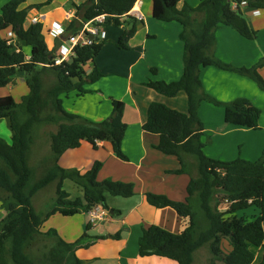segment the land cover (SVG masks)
Here are the masks:
<instances>
[{
  "label": "trees",
  "instance_id": "obj_1",
  "mask_svg": "<svg viewBox=\"0 0 264 264\" xmlns=\"http://www.w3.org/2000/svg\"><path fill=\"white\" fill-rule=\"evenodd\" d=\"M81 1L76 6V18L69 32L75 33L77 19L86 24L100 16H107L104 27L127 25L124 19L138 0H71ZM182 0H154L153 15L158 21L178 22L183 26L180 39L184 42V73L178 81H148L144 86L166 97H175L181 91L188 95V113H182L161 103H152L143 130L160 136L156 147L160 152L176 156L181 169L171 174H188L191 180L185 201H174L164 195L146 194L151 206L171 208L180 218L189 219L181 233L170 232L158 225L144 228L139 238V257L156 256L177 264H194L195 254L205 248L209 258L205 264H264V254L256 262L252 248L264 247V151L257 161L238 158L225 162L210 158L205 153V126L199 110L203 101L224 107L226 124L259 130L262 110L246 98L220 103L203 90V67L250 78L264 91V77L260 70L264 58L252 67H234L217 58L216 31L220 26L235 29L248 40H256L257 32L250 26L244 8L264 12V0H200L197 7ZM27 0H9L0 13V88L16 84L19 72H24L30 93L16 103L11 95L0 98V120L10 118L14 132L11 143L0 137V201L6 216L0 221V264H82L77 252L89 249L96 240L86 232L76 241L64 238L46 223L55 215L65 218L88 213L96 207L111 210L108 196L124 199L135 195L133 183L113 180L98 181L103 163L96 162L87 172L67 169L60 165L61 157L69 150L80 148L84 142L96 147V142L111 144L115 155L128 160L122 150L127 124L124 121L125 103L112 100V113L102 122L95 123L67 112L62 96L75 91L90 92L85 85L94 84L104 75L97 67L90 74L85 65L95 62L101 54L105 40L91 46L75 48V56L61 65H55V50H50L44 34V24L26 26L32 6L22 8ZM246 2V5H242ZM201 18L198 19L197 16ZM133 21V20H131ZM83 24V25H84ZM132 24V23H131ZM132 24L120 37L116 46L128 50V43L136 34ZM78 32V31H77ZM16 35V44L9 45ZM62 41L58 40L61 45ZM30 47V58L24 48ZM155 71V70H154ZM42 125L57 127L49 134L50 156L43 167L31 165L35 132ZM197 160L198 175L193 176L183 156ZM41 170V174L38 173ZM39 174V176H38ZM71 182L83 196L73 197ZM55 186V198L46 210L38 212L34 197L43 189ZM225 203L227 210L220 206ZM256 207L260 213L254 219L239 216L240 211ZM115 214L121 213L112 210ZM121 238L118 233L113 236ZM226 238L233 250L225 254L221 242ZM38 240L52 243L45 260L36 261L29 253Z\"/></svg>",
  "mask_w": 264,
  "mask_h": 264
},
{
  "label": "crops",
  "instance_id": "obj_2",
  "mask_svg": "<svg viewBox=\"0 0 264 264\" xmlns=\"http://www.w3.org/2000/svg\"><path fill=\"white\" fill-rule=\"evenodd\" d=\"M192 1H194L193 4L187 0H182L180 7L184 3L197 7L201 2L200 0ZM0 2L1 9L9 0H0ZM139 2V9L143 13L144 19L139 21L126 16L124 20L128 23L122 27L124 31L130 28L132 24L137 27L136 34L128 43V50H121L116 46V42L124 33L122 30L120 32L105 28V41H109L110 46L105 45L95 62H89L84 67L87 74H90L97 67L104 75L96 83L86 86L90 92L76 93L77 100H84V106L87 108L74 107L68 109L64 102L66 110L71 111L69 113L79 115L95 123L102 122L111 115L112 98L122 101L126 105L124 121L128 127L122 143V150L128 160L118 158L111 144L102 142L101 147H94L90 143L84 142L80 148L67 151L59 162L63 168L78 169L85 173L96 162L100 161L103 163V167L98 174V181L113 180L133 183L135 186V195L132 198L127 199V201H111L110 205L108 204L111 210H104L109 214V217L96 226H91L89 231H87L89 219L86 213L70 218L55 215L50 219L54 220L52 225L49 222L46 223L47 228L56 229L70 241L79 239L84 231L93 237H103V239L96 240L89 249H80L77 252L82 264H100V261H107L108 264H177L167 258L139 257V238L143 229L152 225H158L173 233H181L189 224V219L180 218L173 209H158L148 204L146 200V194L152 193L167 196L174 201H185L188 196L187 187L191 176L169 173L181 169V162L176 156L166 155L156 149L160 143L159 135L143 130V126L148 120L149 107L154 102L164 104L182 113H188V95L184 91L170 98L143 85L148 81L170 83L178 81L182 77L184 73V42L180 39V35L183 26L178 22L165 23L156 20L153 15L154 0H139ZM74 3L80 5L83 2L48 0L46 4L49 9L46 11L41 8H34L30 11L26 26L32 24L33 18H40L45 27V37L48 35L46 37L47 44L50 50L56 51L60 46L58 40L64 43L69 36L78 34L85 25L80 19H77L74 27L75 33L69 32L70 24L76 18L77 9ZM243 10L250 26L257 32L256 40L244 38L231 27L220 26L216 31L214 54L223 62L234 67L249 68L264 58V12L259 11V14L255 15L254 11L256 10L248 8ZM70 12L75 14L71 20L67 17ZM197 18L200 19L201 16L198 15ZM53 23L61 24L65 29V34L57 36L50 28ZM115 28L121 29L120 27ZM12 39L16 44V35ZM109 47L112 51L105 59L103 56ZM24 51L29 59L32 49L26 47ZM108 61L111 62L108 63ZM260 73L264 77V67ZM201 80L204 92L220 103H229L239 98H246L256 106L258 100L264 102V96L257 89L254 81L239 74L215 67H203ZM29 93L30 89L26 83L25 75L17 76L15 85L0 88V98L11 95L16 103H21L23 97ZM69 94L64 96H69ZM211 112L218 115L219 118L225 115L224 107H216L210 102L203 101L199 115L205 126V134L214 131L208 124V119L211 120ZM228 126L224 120L221 127L226 128L215 131V138H219V142L222 144H228V142L232 144L228 145L226 150L212 153L209 149H212V142L215 139L212 138L207 143L203 137L206 155L215 160L229 162L238 157H244L243 148L246 146V158H244L248 160V157L254 153V161H257L264 151V133H258L264 132L262 131L264 123L261 121L259 130ZM50 128V125H42L35 132V144L30 162L37 168L43 167L50 156L49 134L53 132ZM5 130L7 137L2 136L3 139L12 141L14 132L10 118L0 120V132ZM240 142L243 143L240 144ZM183 159L189 165L191 175L197 176L198 169L194 158L190 155H184ZM70 189L73 191L71 192L73 197L83 196L81 190L73 184ZM112 210L119 211L121 214L118 215L115 212L112 214ZM259 213L258 210V214L248 219L256 218ZM6 214L7 212L0 201V221ZM118 233L121 234V238H113ZM220 247L225 254H229L233 250L231 243L226 238L222 240ZM252 250L256 255V262H258L264 247L252 248ZM197 254H200V257H197L196 263ZM208 258V251L203 248L195 254V263L200 264L201 261V264H205ZM217 264L223 263L218 262Z\"/></svg>",
  "mask_w": 264,
  "mask_h": 264
},
{
  "label": "rangeland",
  "instance_id": "obj_3",
  "mask_svg": "<svg viewBox=\"0 0 264 264\" xmlns=\"http://www.w3.org/2000/svg\"><path fill=\"white\" fill-rule=\"evenodd\" d=\"M48 0H27V2L22 6V8H29V6H31L32 7V5L33 6H39L43 11H46L47 9H49V7H48V5L46 4V2H47ZM189 3H191V4H193V2L194 1H192V0H187ZM0 4H1V2H0ZM2 9V8H1ZM0 9V12L2 11ZM113 27V28H112ZM123 26H121L120 28L121 29H116L114 26H107V27H105L107 30L108 29H115V30H119L120 32H121V30L124 32V29L122 28ZM46 37H48V35H46ZM118 42V41H117ZM107 44H106V46L108 47V46H110L109 44H111V43H109V41L108 42H106ZM111 48L109 47V48H107V50H106V53H105V56H103L105 59L106 58H108V56H109V54L111 53V51L112 50H110ZM111 61H108V63H110ZM253 82V81H252ZM254 84H255V86L257 87V89L258 90H260L261 92V94L264 96V92L258 87V85L255 83V82H253ZM86 86H88V84L87 85H85V89H86ZM76 93L77 92H75V91H73V92H71L70 94H69V96H64V97H62V99H63V107H64V109L66 110V108H74V107H76V108H78V107H81V108H84L85 106H84V100H81V101H79V100H77V98H76ZM66 103V108H65V106H64V104ZM258 103H256L257 104V107H259L261 110H262V113H263V116L261 115V119H260V125H261V121H262V123H264V102L263 101H260V100H258L257 101ZM71 105V106H67V105ZM212 104V103H211ZM214 105V104H213ZM217 107V106H216ZM85 108H87V107H85ZM66 110V111H68V112H71V111H69V110ZM207 111V110H206ZM210 118H211V120H209L208 119V124H209V126L214 130V131H210L209 133H206L205 134V136H204V140H205V142H209V141H211L212 140V138L213 139H215L214 140V142H212L213 144V147H212V149H209V151L210 152H212V153H215V152H219V151H221V150H226L227 149V147H228V145H231L232 143L230 142H228V144H222L221 142H219L220 141V139L219 138H215L216 137V132L215 131H219L220 129H225L226 127H221L222 125H223V123H224V117H220L219 118V116L218 115H215L214 113H212L211 112V115H210ZM2 121V120H1ZM222 121V122H221ZM226 126L227 127H229L227 124H226ZM50 129L53 131V132H55L56 130H57V127L56 126H53V125H50ZM262 131H264V128H263V130ZM2 132V131H1ZM0 132V136L2 137V136H4V137H7V131L5 130L4 132H2L1 133ZM212 132H215L214 134H212ZM258 133H261V134H263L264 132H258ZM4 137H2V138H4ZM6 140V139H5ZM236 140V139H235ZM8 143H11V140H6ZM233 143H235V142H233ZM243 142H240V144H242ZM245 148H246V146H244V148H243V154H244V157L246 158V152H245ZM254 154V153H253ZM250 155L248 158V161H254V156L255 155ZM244 157H238V158H241V159H244V160H246ZM194 158V157H193ZM226 158H229V157H226ZM237 158V159H238ZM251 158H253V159H251ZM194 160L196 161V163H197V160L194 158ZM236 160V159H235ZM38 173H40L41 174V170L38 172ZM38 176H39V174H38ZM72 185V183L71 182H67V184H66V189H70V186ZM53 190V191H52ZM55 186H49V187H46L45 189H43V190H41L40 192H39V194L35 197V199H34V201H33V203H34V206H35V208L37 209V211H44L45 210V208L50 204V203H52V201H53V199L55 198ZM108 199H109V202H108ZM113 200H115V201H127V199H124V198H119V197H112V196H108V198H107V203L110 205V202L111 201H113ZM114 206H117V205H114ZM224 208V209H223ZM227 208H228V205L227 204H225V203H223L222 204V207H221V209H223V210H227ZM256 214H258V209L256 208V207H250V208H248V209H246V210H244V211H240L239 212V216H244V217H246L247 219L248 218H250V217H253L254 215H256ZM76 219H78V217H76ZM53 222H54V220H50L49 221V223L52 225L53 224ZM48 226V225H47ZM48 228H50V227H48ZM85 232V231H84ZM51 246H52V243L49 241V240H38V241H36L35 243H34V245H33V247L31 248V250L29 251V253H30V255L36 260V261H39V260H45V256H47L48 255V252H49V249L51 248ZM262 255L264 254V250L262 251V253H261ZM199 255V256H198ZM262 255H261V257H262ZM197 257L199 258L200 257V254H197V256H196V263H197ZM108 264L109 262H107V261H100V264ZM195 263V264H196ZM200 264H201V261H200Z\"/></svg>",
  "mask_w": 264,
  "mask_h": 264
},
{
  "label": "built area",
  "instance_id": "obj_4",
  "mask_svg": "<svg viewBox=\"0 0 264 264\" xmlns=\"http://www.w3.org/2000/svg\"><path fill=\"white\" fill-rule=\"evenodd\" d=\"M243 2L242 5H246ZM140 2H136L134 8L127 14L128 16L135 18L136 20L142 21L144 15L139 9ZM254 14H259V10L254 11ZM68 19L71 20L75 17L73 12L67 15ZM107 21V16H100L95 20L86 23L82 30L78 34L69 36V38L62 43L58 49L55 51V65H61L64 61H67L71 57L75 56V48L91 46L94 43H98L106 39L105 27L102 26ZM32 24L41 23L40 18H33L31 20ZM51 30L57 35L62 36L65 34V29L61 24L53 23L51 25ZM11 38L15 37L14 33H10ZM15 43L14 41H9V45ZM102 142L97 141L96 147H101ZM89 222L91 226H96L98 223L106 220L109 214L105 212L102 208L96 207L87 213Z\"/></svg>",
  "mask_w": 264,
  "mask_h": 264
},
{
  "label": "water",
  "instance_id": "obj_5",
  "mask_svg": "<svg viewBox=\"0 0 264 264\" xmlns=\"http://www.w3.org/2000/svg\"><path fill=\"white\" fill-rule=\"evenodd\" d=\"M20 75H24V72H19L16 75H14L13 77H17V76H20ZM111 213L113 214V211H111Z\"/></svg>",
  "mask_w": 264,
  "mask_h": 264
}]
</instances>
